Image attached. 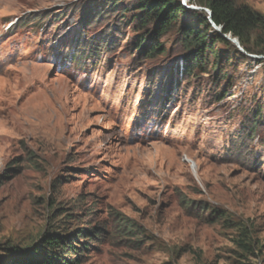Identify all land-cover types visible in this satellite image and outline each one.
I'll return each mask as SVG.
<instances>
[{
	"label": "rangeland",
	"instance_id": "374dc122",
	"mask_svg": "<svg viewBox=\"0 0 264 264\" xmlns=\"http://www.w3.org/2000/svg\"><path fill=\"white\" fill-rule=\"evenodd\" d=\"M139 1L0 0V264H264V56L188 74L200 0L159 38Z\"/></svg>",
	"mask_w": 264,
	"mask_h": 264
},
{
	"label": "trees",
	"instance_id": "16d2710c",
	"mask_svg": "<svg viewBox=\"0 0 264 264\" xmlns=\"http://www.w3.org/2000/svg\"><path fill=\"white\" fill-rule=\"evenodd\" d=\"M198 6L203 8L206 13L201 11L197 15L196 27L185 24L177 30L182 37L181 42L184 49L194 52L188 66L189 69H186L189 71L188 74H190L191 69L201 70L208 63V59L204 56L205 51L213 54V56L217 55L213 51V45L219 44L235 50V47L225 37L236 39L239 46L248 54L264 56L263 15L253 11L247 5L238 4L235 0H200ZM184 13L185 8L181 5L180 0H140L137 3V14L132 20L138 30L145 29L149 24H154L156 38H159L173 30L179 16ZM215 27L220 28L219 32L215 30ZM146 41L147 37H143L140 39V44ZM159 47L157 44L147 42L141 51V55L146 58H153L155 54L163 52ZM214 59L212 66L216 69L217 61L216 58ZM258 111L254 112L252 125L256 122L255 118ZM45 243L49 249L60 248L61 250L66 248L69 253L73 254L79 251L71 243L61 246L60 238H54L51 241L47 239ZM244 245L241 246L245 248ZM61 261H63L61 264H75L67 262L64 258H61Z\"/></svg>",
	"mask_w": 264,
	"mask_h": 264
},
{
	"label": "water",
	"instance_id": "95a60500",
	"mask_svg": "<svg viewBox=\"0 0 264 264\" xmlns=\"http://www.w3.org/2000/svg\"><path fill=\"white\" fill-rule=\"evenodd\" d=\"M208 14H209V16H210V13H209V12H208ZM215 30L219 31V30H220V28H216V27H215ZM225 38H227V39H228V37H225ZM234 42L238 44V41H237L236 39L234 40Z\"/></svg>",
	"mask_w": 264,
	"mask_h": 264
}]
</instances>
